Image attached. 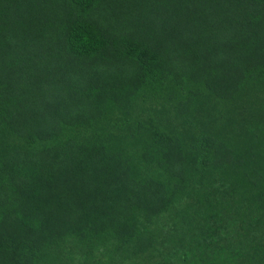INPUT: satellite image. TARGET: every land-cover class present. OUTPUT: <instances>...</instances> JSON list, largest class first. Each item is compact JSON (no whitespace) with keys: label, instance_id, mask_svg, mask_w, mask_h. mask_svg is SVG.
<instances>
[{"label":"trees","instance_id":"trees-1","mask_svg":"<svg viewBox=\"0 0 264 264\" xmlns=\"http://www.w3.org/2000/svg\"><path fill=\"white\" fill-rule=\"evenodd\" d=\"M0 264H264V0H0Z\"/></svg>","mask_w":264,"mask_h":264}]
</instances>
